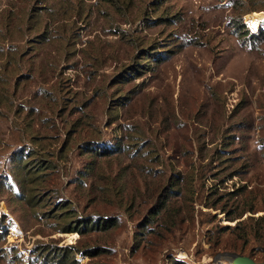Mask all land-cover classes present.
<instances>
[{
    "label": "rangeland",
    "instance_id": "1",
    "mask_svg": "<svg viewBox=\"0 0 264 264\" xmlns=\"http://www.w3.org/2000/svg\"><path fill=\"white\" fill-rule=\"evenodd\" d=\"M119 1L0 0V264H38L41 247L72 250L68 264H210L253 246L264 261V40L234 31L244 0ZM258 8L243 14L257 34ZM149 44L176 52L116 81ZM78 218L112 223L62 231Z\"/></svg>",
    "mask_w": 264,
    "mask_h": 264
},
{
    "label": "trees",
    "instance_id": "2",
    "mask_svg": "<svg viewBox=\"0 0 264 264\" xmlns=\"http://www.w3.org/2000/svg\"><path fill=\"white\" fill-rule=\"evenodd\" d=\"M247 1L248 0H244L241 2V6H240V10L241 13L239 15L238 19H235L233 21V25H234V31L236 32V34L242 38V39H250L251 42H259L261 40H264V30H261V32L259 34L252 32V30H250V28H248L245 24V22L243 21V14L252 10H257L259 9L258 7H262L264 5V0H255L256 4H250L247 5ZM112 5H114L116 8H121L123 6L122 1L119 0H111ZM163 3V0H156L155 6L154 8H158L161 4ZM147 18V17H146ZM162 19H166L163 16H157L156 18H150L149 22L151 23H158L160 22ZM149 22H147L149 24ZM241 35V36H240ZM155 45L154 44H149L147 46H141L137 49L136 54L134 55V62L131 63L128 67H125L124 69H122L121 73H119L118 77H120V79H116V81H120V82H124L127 79H129L130 77H134L142 72H145L147 70H149L152 66V63L154 62H161L165 59H167L168 57H170L173 53L176 52V49L173 48H164V49H154L151 50ZM138 57V59H136ZM127 68H129L130 70H128ZM126 73V74H125ZM123 97V98H122ZM120 98L124 99L121 100L120 104L124 103L125 100H127L129 98V96L127 95H121L117 97V100H119ZM83 147L85 150H90V151H95L98 153H108L110 151V149H108L107 147L104 149V146L100 147L98 146V144L93 143L91 141H86L83 143ZM18 158V157H17ZM21 157H19L18 160H20ZM24 161H22L23 163ZM21 163V164H22ZM23 176L25 177V179L27 180V177H32L33 175H39L40 172V167L38 164H28V160L25 161L23 163ZM28 181V180H27ZM29 187V184H27ZM31 185V184H30ZM33 186H30V189H32ZM25 199L30 203V204H37L36 201H39V198H36V193H26ZM166 200L163 199L161 201H159L157 203V205H155L152 210L153 213H158L160 211V209L162 207H164ZM65 208V206L63 207ZM69 209V208H68ZM44 213V212H42ZM51 216H55L54 214H51ZM260 221L258 222V226L257 228L253 227L255 230L254 232L257 233V230H261V232H264V214L260 215L259 217ZM2 217H0V230L1 228H4L6 225L2 224L1 222ZM73 221V224H72ZM79 221H81L80 218H78L77 220H72L69 219L66 224H64L62 226V231H78V232H86L94 227H101V228H106L108 227L112 222L107 223L106 219H103L102 222H98L95 220H87V219H83L82 223H79ZM77 223V224H76ZM261 228V229H260ZM260 232V233H261ZM4 236V231H0V238ZM264 238V237H263ZM256 248L260 249V250H264V240L262 241V243H260L259 245L255 246ZM254 248V246L251 248V250L248 252V255L251 256L252 254V249ZM45 249V250H44ZM59 250V251H57ZM91 251V250H90ZM91 253V252H90ZM36 257V261L38 264H52L55 262V264H68L71 261L74 260V252L72 250H68L65 248H43L41 247L38 252L35 254ZM168 264H197V263H190L187 262L186 260L180 259V258H170L169 259V263Z\"/></svg>",
    "mask_w": 264,
    "mask_h": 264
},
{
    "label": "water",
    "instance_id": "3",
    "mask_svg": "<svg viewBox=\"0 0 264 264\" xmlns=\"http://www.w3.org/2000/svg\"><path fill=\"white\" fill-rule=\"evenodd\" d=\"M224 259L221 264H264V261H256L252 256L243 254L237 251H217L212 254V261L210 264L219 262V259Z\"/></svg>",
    "mask_w": 264,
    "mask_h": 264
},
{
    "label": "bare ground",
    "instance_id": "4",
    "mask_svg": "<svg viewBox=\"0 0 264 264\" xmlns=\"http://www.w3.org/2000/svg\"><path fill=\"white\" fill-rule=\"evenodd\" d=\"M223 262H224V259L222 258V259H219V262H215L214 264H221Z\"/></svg>",
    "mask_w": 264,
    "mask_h": 264
}]
</instances>
